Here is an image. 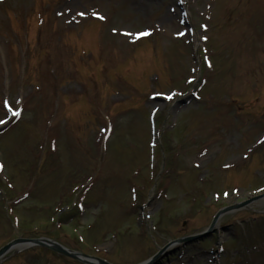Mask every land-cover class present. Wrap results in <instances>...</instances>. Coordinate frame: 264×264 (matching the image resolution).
<instances>
[{"label":"rangeland","instance_id":"1","mask_svg":"<svg viewBox=\"0 0 264 264\" xmlns=\"http://www.w3.org/2000/svg\"><path fill=\"white\" fill-rule=\"evenodd\" d=\"M0 120V195L35 188L0 201V247L144 261L264 193V0H0ZM218 228L152 264H264V200Z\"/></svg>","mask_w":264,"mask_h":264},{"label":"water","instance_id":"2","mask_svg":"<svg viewBox=\"0 0 264 264\" xmlns=\"http://www.w3.org/2000/svg\"><path fill=\"white\" fill-rule=\"evenodd\" d=\"M19 242H27V241H25V240H16V241H14V242H12V243L6 245V246L3 247L2 249H0V257H1L3 254H5V253L9 250L10 247H12L13 245H15V244H17V243H19ZM30 242H34V243H38V244H40V245H43V242H41V241H35V240H32V241H30ZM52 244H53V243H52ZM51 248L54 249V250H56V251H58V252H61V253H64V254H68L65 250H63L61 247H59V246L56 245V244H53V246H52ZM156 257H158V256H156Z\"/></svg>","mask_w":264,"mask_h":264},{"label":"snow or ice","instance_id":"3","mask_svg":"<svg viewBox=\"0 0 264 264\" xmlns=\"http://www.w3.org/2000/svg\"><path fill=\"white\" fill-rule=\"evenodd\" d=\"M81 14H83V13H81ZM146 34H147L146 32L145 33H140V35H146ZM133 35H135V34H133ZM4 107L7 108L9 111H12V109L9 107V104H8L7 100L4 101ZM13 115L18 116L19 115V111H14ZM0 123H4V121L0 120Z\"/></svg>","mask_w":264,"mask_h":264}]
</instances>
